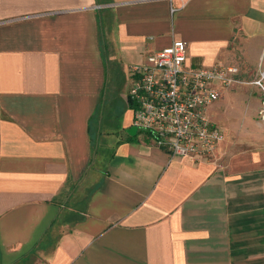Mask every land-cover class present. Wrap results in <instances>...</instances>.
<instances>
[{
    "label": "crops",
    "instance_id": "obj_1",
    "mask_svg": "<svg viewBox=\"0 0 264 264\" xmlns=\"http://www.w3.org/2000/svg\"><path fill=\"white\" fill-rule=\"evenodd\" d=\"M176 39L254 76L264 0H0V264H264L263 139L170 156L126 108L94 145L105 84L127 107L128 66ZM259 100L231 84L206 112L225 129Z\"/></svg>",
    "mask_w": 264,
    "mask_h": 264
},
{
    "label": "built area",
    "instance_id": "obj_2",
    "mask_svg": "<svg viewBox=\"0 0 264 264\" xmlns=\"http://www.w3.org/2000/svg\"><path fill=\"white\" fill-rule=\"evenodd\" d=\"M186 54L185 42L176 39L128 66L130 126L140 140L170 156L209 159L223 133L206 110L220 96V88L238 81L239 69L219 62L208 67L188 65ZM249 83L259 89L258 116L264 121V67Z\"/></svg>",
    "mask_w": 264,
    "mask_h": 264
},
{
    "label": "rangeland",
    "instance_id": "obj_3",
    "mask_svg": "<svg viewBox=\"0 0 264 264\" xmlns=\"http://www.w3.org/2000/svg\"><path fill=\"white\" fill-rule=\"evenodd\" d=\"M261 55L262 59L258 60L257 64V74L253 76L252 74L241 73V71L239 70V75L236 77L238 81L234 82L233 84H250L249 82L258 76L259 70L264 67V53L262 52ZM125 82L126 80H124V84ZM119 84L120 86H122L123 82L122 84L121 82H119ZM124 92V86L119 88L115 86L114 89V87L111 86V83L105 84V87L99 99V103L97 105L96 115L89 121L90 131L92 133V136H94V145H96L98 135H106L112 138L116 134L115 132L120 125L121 114L124 110L128 109V106L126 107L124 102L121 100L122 97L120 96V94H124ZM254 95L256 96V93H254ZM249 108L256 109L257 113L248 118L237 117L227 119L226 123L229 122V124L227 125V127H225V129H222V127L217 124L221 128V130L224 131L225 135L228 132L226 137L232 144L231 146L233 148L237 147L240 150L241 148H251L252 145L259 144V142H257V139H263L264 141V121H262L258 116L260 100L259 104L249 103ZM95 134H97L96 140Z\"/></svg>",
    "mask_w": 264,
    "mask_h": 264
},
{
    "label": "water",
    "instance_id": "obj_4",
    "mask_svg": "<svg viewBox=\"0 0 264 264\" xmlns=\"http://www.w3.org/2000/svg\"><path fill=\"white\" fill-rule=\"evenodd\" d=\"M125 132L130 135L133 136L136 132V128L134 126H129L125 129Z\"/></svg>",
    "mask_w": 264,
    "mask_h": 264
}]
</instances>
